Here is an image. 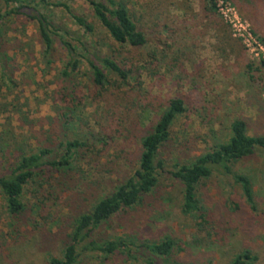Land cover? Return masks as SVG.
Returning a JSON list of instances; mask_svg holds the SVG:
<instances>
[{"label":"rangeland","instance_id":"374dc122","mask_svg":"<svg viewBox=\"0 0 264 264\" xmlns=\"http://www.w3.org/2000/svg\"><path fill=\"white\" fill-rule=\"evenodd\" d=\"M34 1L21 9L24 14L2 20L0 176L8 175L16 158L30 149L47 146L53 149L48 157L54 159L61 154L62 141L84 140L91 148L78 152L66 175L55 173L26 185L20 215L8 213L0 194V264H46L50 256L60 257L73 220L132 174L140 136L174 97L184 101L185 111L159 149L165 171L157 186L138 205L90 231L87 240L129 235L140 244L169 236L176 248L168 259L142 248L134 259L119 252L107 257L82 252L77 264H147L151 258L155 264H230L243 250L256 258L250 264H264V150L232 165L250 178L255 209L229 175L213 172L197 187L200 210L185 214L180 208L182 185L170 174L175 163H190L226 140L237 118L245 120L249 135L264 136V64L236 30L242 24L264 47V0H222L221 9L212 0L211 14L203 9L206 0H120L136 15L147 38L140 49H123L124 57L131 53L129 61L141 76L129 86L117 89L113 84L102 95L92 82L84 51L75 56L78 69L63 75L70 55L62 38L77 45L75 38L83 36L102 54L111 43L89 3ZM4 9L0 0V13ZM36 12L51 22L48 56L37 22L27 17ZM71 14L87 18L95 33L84 37ZM200 213L206 221L199 226Z\"/></svg>","mask_w":264,"mask_h":264},{"label":"trees","instance_id":"16d2710c","mask_svg":"<svg viewBox=\"0 0 264 264\" xmlns=\"http://www.w3.org/2000/svg\"><path fill=\"white\" fill-rule=\"evenodd\" d=\"M86 1L111 43L107 45V51L102 54L101 50L91 49L92 46L87 44L83 36L75 38L77 45L70 44L62 38V45L70 55L63 75L68 76L70 72L78 69L80 60L75 56L78 50L84 51L87 54L85 59L91 68L92 82L99 90L97 94L102 95L103 92H109L113 84L116 88H120L129 86L132 80H138L141 73L129 61L130 58L132 59L131 53L128 54L130 57L123 56V49L129 48L133 51L140 49L147 44V38L138 25L136 15L131 13L122 1ZM3 3L5 9L3 13H0V38L2 20L24 14L21 9L28 8L35 1L3 0ZM60 5L71 13L68 5ZM203 9L210 14L215 13L212 0H206ZM71 16L75 24L83 31L84 37L95 33V26L87 18L76 14H71ZM27 17L37 22L39 37L44 47L43 52L45 56H48L53 45L50 20L40 12L29 14ZM111 76L116 79L113 80ZM9 79L12 81L11 78ZM147 105L145 104L144 111L147 110ZM184 111V101L181 98H170L166 102L158 118L139 138L137 164L132 174L122 183L115 185L108 194L100 195L89 211L81 213L73 220L62 255L60 257L50 256L46 264H77L82 252H97L104 257L119 252L134 259L138 255H136L137 250L141 248L154 257L168 259L176 248V242L169 236L163 237L160 241H145L140 244H137L129 235L99 241L87 240V238L90 231L108 222L124 209L138 205L143 197L154 190L160 173L165 171L164 162L158 158L159 149L168 141L174 121ZM99 136L98 140L103 142L105 139L101 137V134ZM58 147L61 148V154L54 159L48 157L53 149L47 146L22 152L13 163L10 173L0 176V194L9 214L18 216L24 211L21 197L26 185L38 179L45 181L48 178L51 179L55 173L66 175L73 169V160L79 156L78 152L81 149L91 148L87 141L78 139L62 141ZM258 150H264V136L249 135L245 120L237 118L230 123L226 140L213 144L190 163H175L170 174L182 185L181 211L185 214H192L200 210L197 187L213 172L229 175L240 186L248 205L255 209L250 178L234 171L232 165L240 159L253 155ZM199 219L202 221L198 223L199 226L206 221L202 213L199 214ZM255 259L248 250H243L234 255L230 264H250ZM146 261L147 264H155V259L151 258Z\"/></svg>","mask_w":264,"mask_h":264},{"label":"built area","instance_id":"2783aa9c","mask_svg":"<svg viewBox=\"0 0 264 264\" xmlns=\"http://www.w3.org/2000/svg\"><path fill=\"white\" fill-rule=\"evenodd\" d=\"M216 1H218L216 7L221 9L220 7L221 5H223L222 0H215V2ZM236 30H237V36L241 38L245 47L248 50L254 51L255 57L258 58L264 64V47L262 46V44L258 40H256V38H254L252 34L242 26V24L238 23V28Z\"/></svg>","mask_w":264,"mask_h":264}]
</instances>
